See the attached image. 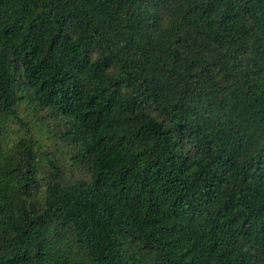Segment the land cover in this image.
<instances>
[{"label":"trees","instance_id":"obj_1","mask_svg":"<svg viewBox=\"0 0 264 264\" xmlns=\"http://www.w3.org/2000/svg\"><path fill=\"white\" fill-rule=\"evenodd\" d=\"M0 264H264V0H0Z\"/></svg>","mask_w":264,"mask_h":264},{"label":"rangeland","instance_id":"obj_2","mask_svg":"<svg viewBox=\"0 0 264 264\" xmlns=\"http://www.w3.org/2000/svg\"><path fill=\"white\" fill-rule=\"evenodd\" d=\"M48 126L40 127V138L43 142L49 141L52 138V132H50ZM46 148V147H44ZM52 151L54 150L53 148L51 149Z\"/></svg>","mask_w":264,"mask_h":264}]
</instances>
